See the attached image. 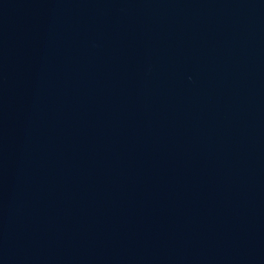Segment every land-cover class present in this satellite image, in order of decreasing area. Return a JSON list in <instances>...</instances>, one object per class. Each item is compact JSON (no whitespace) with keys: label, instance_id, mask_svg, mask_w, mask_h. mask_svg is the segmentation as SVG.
Returning a JSON list of instances; mask_svg holds the SVG:
<instances>
[{"label":"water","instance_id":"water-1","mask_svg":"<svg viewBox=\"0 0 264 264\" xmlns=\"http://www.w3.org/2000/svg\"><path fill=\"white\" fill-rule=\"evenodd\" d=\"M0 264H264V0H0Z\"/></svg>","mask_w":264,"mask_h":264}]
</instances>
